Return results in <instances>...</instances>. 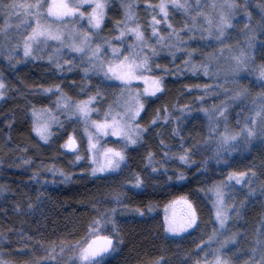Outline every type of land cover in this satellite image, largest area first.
I'll return each mask as SVG.
<instances>
[{
    "label": "trees",
    "instance_id": "obj_1",
    "mask_svg": "<svg viewBox=\"0 0 264 264\" xmlns=\"http://www.w3.org/2000/svg\"><path fill=\"white\" fill-rule=\"evenodd\" d=\"M135 1L138 21L146 29L150 11L162 0ZM238 5L247 16L241 9L230 30V44L243 42L251 32L256 40L253 61L264 68V0H239ZM2 15L0 10V23ZM122 15L118 0H110L102 36L115 35ZM170 20L176 29L191 23L173 9ZM191 47L197 59L213 48ZM183 65L182 55L159 53L153 59L151 71L161 79L162 91L144 100L138 118L141 139L125 149V161L116 172L93 175L84 153L78 161L64 149L73 135L83 150L79 124L62 119L42 142L33 131L30 112L55 109L62 96L73 102L93 98L103 113L119 97L122 85L84 74L76 61L58 69L45 60L1 54L0 252L7 264H75L69 258L96 230L113 240L97 264H202L217 230L208 192L235 173L249 174L252 180L250 187H236L230 195L236 209L229 227L238 236L226 256L232 264L250 259L256 237L264 238V137L244 151L223 153L203 112L218 102L204 95L210 82ZM240 85L251 95L264 91V84L247 78ZM181 155L188 156L187 162ZM175 200L190 205L195 223L186 233L171 235L162 210Z\"/></svg>",
    "mask_w": 264,
    "mask_h": 264
},
{
    "label": "rangeland",
    "instance_id": "obj_2",
    "mask_svg": "<svg viewBox=\"0 0 264 264\" xmlns=\"http://www.w3.org/2000/svg\"><path fill=\"white\" fill-rule=\"evenodd\" d=\"M9 1L11 2V0ZM109 1L102 0L105 4L103 19ZM238 1L196 0L194 5H190L187 0H162L160 3L165 4L167 16L161 13L158 7H155L150 11L147 28L144 29V26L138 21L136 1L118 0L123 13L122 19L115 28V35L113 37H104L101 33L103 19L99 27L89 23V16L95 6L94 0H83V2L82 0H64L69 7H78V12L73 16L60 19L48 16L47 8L50 0H43L44 8L41 10L40 23L50 25L54 31H58L62 39H48L46 42L41 40L38 46L36 44L33 45L32 54L25 56L24 38L31 33L36 25V20L29 18L31 22H28L23 15H9L6 10H2L0 57L2 53H6L8 56L19 57L22 60H45L58 69L68 68L76 61L81 66L84 74H98L107 81L122 85L123 88L119 97L103 113L98 112L94 107L95 102L92 98L91 103L88 104L90 111L87 118L81 117L76 110L77 104L81 101L73 102L62 96H59L55 109H34L30 112L33 131L34 128L42 125L46 124L48 126L47 139H41L40 135L34 131L42 142L49 140L53 128L59 125L62 119H73L77 122L84 140L83 150L80 149V143L73 135L71 136L76 141V147H65L67 140L64 144V149L74 153L76 159L79 157L78 161L84 158V153L93 175H105L116 172L125 161V149L137 144L141 139L143 129L138 124V118L143 108H140L139 114H136V109L141 104L143 105L145 99L154 97L162 91L161 79L153 75L151 71V63L159 53L171 57L182 55L184 58L183 68L186 71L189 73H200L208 78L210 83L203 90L204 95L209 99L215 98L218 102L212 109H203V112L208 116L211 136L214 141L220 145L223 153L233 154L248 149L252 143L264 137V99H262L264 91L251 95L240 85L241 80L244 78L255 82L257 85L264 84V74H262V69L264 68L256 66L253 61L256 45L255 37L251 32H247L248 34L242 39L243 42L230 44L229 41L232 24L242 9L239 7ZM243 1L246 2L247 0ZM19 2L35 3V0H19ZM177 3L183 5V7L176 6ZM129 5H131L133 14L131 20H128L126 16V10ZM172 9L189 17L191 25H183L180 29H176L170 20V11ZM80 13L84 15H80ZM241 13L245 17L247 16L245 9H242ZM153 17H155L156 21H159V23L155 24V35H153ZM222 17L227 20V23L222 21ZM137 25H139V30L143 33V44L137 41L133 33L129 31V29L135 28ZM122 32L124 35L121 38ZM85 35L88 37L87 40H85ZM194 43L203 44L206 47L212 46L213 48L209 53L200 56L202 58L197 59V54L191 47ZM129 46L132 47L130 48ZM76 47H80L82 50L76 51ZM97 47H99L98 52L95 51ZM114 49L119 51L114 54ZM126 57L128 58L127 61H125ZM121 62L129 64H141L143 62L142 70L138 68L134 71V76L139 78L121 81L107 71L110 66L119 65ZM153 79L161 81V88L155 94H152L151 91H146V89L151 88ZM2 98L3 96L0 97V100ZM65 105H68V107H65ZM221 107L225 109L223 116L218 112ZM114 120L119 122V125L136 140V143H129L128 135H113L111 124ZM105 122L108 123L109 127L104 131L98 130L96 123L104 124ZM245 126L254 129L255 135L253 137L249 138L247 136V132L244 131ZM214 129L216 131L213 134ZM136 130L139 131L137 132ZM226 132L229 135H236V140L229 141L228 144H222L221 136ZM112 142H117L119 145L110 144ZM90 143L95 146L91 150ZM107 149L121 152L124 159L119 162L117 167L106 168L103 172H94V169H99L104 163ZM251 178L249 174H245V178L237 183L234 178L229 180L228 177L224 182L215 185L208 192V199L214 211L217 230L207 243V253L203 256L202 264H215L218 256L222 260L227 261V264H232L226 256V251L235 245L238 233L229 227V222L235 215L236 209L235 202L230 198V195L236 190V187H250ZM217 189L223 194V207L227 217L223 226L216 219V212L220 206L216 195ZM162 213L166 231L171 235L186 233L195 223V216L194 219L192 218L194 214L192 208L185 200H175L169 203L163 208ZM185 221H190L191 226L177 232L169 230L170 224L176 223L179 225ZM96 237L109 236L103 235L99 230L94 231L90 239L69 258L68 262L84 264L80 258L81 249L86 247L89 242L94 241ZM96 242L98 244L103 243L102 240ZM252 252V256L245 264H260L261 260H264V238L259 234L256 237V247ZM105 253L97 257L96 261ZM0 261L6 262L1 252Z\"/></svg>",
    "mask_w": 264,
    "mask_h": 264
},
{
    "label": "snow or ice",
    "instance_id": "obj_3",
    "mask_svg": "<svg viewBox=\"0 0 264 264\" xmlns=\"http://www.w3.org/2000/svg\"><path fill=\"white\" fill-rule=\"evenodd\" d=\"M83 2V0H82ZM94 8L93 12L89 16V23L93 24L95 27H99L101 20L103 19L104 15V7L105 4L102 2V0H94ZM178 7H183V5H180L177 3ZM160 9L161 13H164L165 16H167L166 12V6L164 3H160L159 5H156ZM44 8L43 0H35V3L31 2H19V0H11L8 4L0 3V10H6L9 15L15 14V15H23L28 22H31L29 18H33L36 20V25L33 27L31 33L24 38V54L25 56H29L32 54L33 45L36 44L38 46L39 42L43 40L46 42L48 39L53 40H61V36L58 34V31H54L50 25H44L40 23V19L42 17V9ZM78 12L77 8L69 7L67 3L64 2V0H50V3H48L47 8V14L49 17H56L58 19L65 18L68 16H73ZM80 15H84L83 13H80ZM126 16L128 20H131L133 18V14L131 12V5L128 6V9L126 10ZM222 21L224 23H227V20L222 17ZM159 23V21H156L155 17H153V35L156 34V28L155 24ZM6 27V26H5ZM2 30V29H0ZM133 33V35L136 37V40L139 41L141 44L144 42L143 33L139 30V25L135 28L129 29ZM123 32L121 33V38L123 37ZM88 37L85 35V40H87ZM130 48L132 46H129ZM82 49L80 47H76V51H81ZM96 52L99 51V47L95 50ZM119 50L114 49V54L117 53ZM95 54V53H94ZM191 55V53H190ZM127 57L125 58V61H127ZM142 64H129L126 62H121L119 65L110 66L108 68V72H110L112 75L116 76L117 79L121 81H128L131 79H138L139 77L134 76V71L136 69L142 70ZM107 74V73H106ZM262 74H264V69H262ZM147 83V79H146ZM4 84L2 81H0V97L4 95L3 88ZM161 88V81L159 79H153L151 81V88L146 89V91H151L152 94H155L157 91H159ZM58 89V86H57ZM46 91H51V88L46 89ZM90 98L88 101H81L76 106V110L80 113L81 117L87 118V115L90 111L88 104L91 103ZM264 99V97H262ZM65 107H68V105H65ZM140 108H143V105L141 104L136 109V114H139ZM225 109L221 107L218 109V112L221 116H223ZM96 127L98 130L104 131L107 127H109L108 123L105 122L104 124L96 123ZM111 127L113 128V135L115 136H123L128 135L122 126L119 125L118 121H113L111 124ZM34 131H36L41 139H47L48 135V126L42 125L39 127L34 128ZM137 132L139 130H136ZM216 130H213V134ZM244 131L247 132V136L249 138L253 137L255 135V131L252 128H248L245 126ZM106 134V132H105ZM236 135H229L227 132L221 136V142L222 144H228L229 141H235ZM128 142L129 143H136V140L132 138V136L128 135ZM65 147L68 148H75L76 147V141L75 139L70 135L68 138V141L65 144ZM95 146L90 143V150L94 148ZM79 159V157H77ZM124 159V156L121 152L116 151L114 149H107L105 154V161L100 166L99 169H94L93 171H105L106 168H114L119 165V162ZM180 159L187 162L188 156L187 155H181ZM235 179L237 183H239L241 180L245 178V173H235L230 174L229 180ZM216 195L219 199L220 206L217 209L216 212V219L219 222L221 226L224 225L225 220L227 219L224 207H223V194L222 192L217 189ZM108 213L107 211L103 213L102 215L106 216ZM194 219V214L193 217ZM94 223H99V221H94ZM191 222L185 221L182 224L177 225L176 223H172L169 225V230L173 232L182 231L185 227H190ZM103 241L102 244H98L96 241ZM113 240L110 237H96V239L92 242H89V244L81 249L80 258L84 262V264H97L96 258L99 257L102 253L107 252L109 248L112 246ZM0 264H6L4 261H0ZM215 264H227V261L222 260L219 256L216 258ZM260 264H264V260H261Z\"/></svg>",
    "mask_w": 264,
    "mask_h": 264
}]
</instances>
